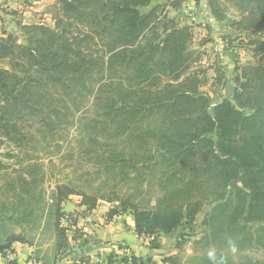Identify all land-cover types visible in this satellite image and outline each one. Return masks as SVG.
I'll return each instance as SVG.
<instances>
[{"label": "trees", "instance_id": "16d2710c", "mask_svg": "<svg viewBox=\"0 0 264 264\" xmlns=\"http://www.w3.org/2000/svg\"><path fill=\"white\" fill-rule=\"evenodd\" d=\"M151 1L56 0L54 27L17 22L24 43L0 36V62L8 64L0 66V133L24 135V119L38 121L43 132L67 127L88 105L77 128L89 143L86 159L104 179L89 194L56 186L57 254L70 251L77 237L86 242L78 230L69 238L60 224V204L78 194L87 211L104 200L115 203L107 217L132 212L138 236L173 234L179 252L194 235L202 205H212L201 223L207 232L195 240L209 253L188 264H237L232 251L240 264H262L249 251L264 249V40L257 41L258 63L236 67L232 99L209 110L200 71L191 70L190 26L159 6L142 13ZM227 1L245 10L244 28L264 33V0ZM207 5L217 20L225 18L224 0ZM32 215L25 209L15 221L38 224ZM14 242L31 238L10 233L0 240V253L12 251ZM148 245L159 248L157 238ZM179 252L162 262L185 264ZM79 257L70 264H87ZM118 260L145 264L133 254Z\"/></svg>", "mask_w": 264, "mask_h": 264}, {"label": "rangeland", "instance_id": "374dc122", "mask_svg": "<svg viewBox=\"0 0 264 264\" xmlns=\"http://www.w3.org/2000/svg\"><path fill=\"white\" fill-rule=\"evenodd\" d=\"M170 1L172 0H152L148 6L140 7L139 10L147 13L152 7L159 6V11H166L174 22L190 26L192 37L189 48L195 52L193 56L196 57L191 70L200 71L198 76L202 83L198 88L210 97V110L223 99H232L233 89L237 85L235 78L240 74L236 67L258 63L261 53L256 51L257 41L264 40V33L256 28L243 27L240 12L245 10L236 2L224 0L225 18L217 20L210 12L207 0H182L175 7L169 4ZM55 5L56 0L2 1L0 36L10 33L18 42L24 43V35L17 22L54 27L52 9ZM0 66L8 64L1 61ZM87 108L88 105L80 109L75 114L74 124L67 127H56L53 131L43 132L39 129L38 121L24 119L21 122V133L24 135H14L15 139H12L0 133V240L10 233H26L29 238H34L41 232V226L45 227L44 232H48L54 223L56 205L53 194L58 184L73 186L77 191H87L89 194L104 179L103 172L96 173V168L90 165V156L86 159V146L89 143L86 134L77 128L78 117L86 115ZM212 137L215 139V135ZM238 184L241 186L240 182ZM102 188L110 190L109 186ZM81 199L80 195L71 194L60 204L59 208L63 213L60 224L66 229L81 230L74 228L76 223L72 217V209L80 217L86 213L85 207L80 205ZM102 201L104 200H99ZM67 203L72 205L71 210L67 209ZM108 203L113 206L115 204ZM211 206L205 203L202 205L196 215L194 235L181 243L185 264H188L192 256L200 257L204 255V251L209 253L204 248L202 251L195 240L207 232L201 223ZM25 209H32V217L38 224L15 221ZM29 228L34 230L27 231ZM249 253L264 264V249H253ZM238 254L239 252H231L234 260L240 264Z\"/></svg>", "mask_w": 264, "mask_h": 264}, {"label": "crops", "instance_id": "0c3cea01", "mask_svg": "<svg viewBox=\"0 0 264 264\" xmlns=\"http://www.w3.org/2000/svg\"><path fill=\"white\" fill-rule=\"evenodd\" d=\"M4 0H0V3ZM5 5V4H3ZM1 10V9H0ZM5 29V28H3ZM2 33L0 32V35ZM113 205L102 201L98 205L81 215H76L74 209L72 214L76 226L82 237H86V242L81 245V237L70 240V251L56 253L54 225L48 232L41 226L37 235L31 238V243L14 242L12 244V263L6 259V252L0 253V264H70L78 260L80 255L86 256L87 264H121L116 254L127 249L131 254L141 257L145 264H164L162 258L169 255L178 254V249L174 247L175 239L170 234L157 235L158 249H151L144 236H138L134 230L132 212L126 211L107 217V212ZM72 208V207H71ZM74 208V206H73ZM78 211V209H77ZM80 213L81 210H79ZM69 216V217H70ZM82 222H79V220ZM64 226V225H62ZM76 230L66 229L70 238ZM81 245V246H80ZM73 247V248H72ZM184 252H179L180 257H184ZM116 256V257H115ZM184 258H182L183 263Z\"/></svg>", "mask_w": 264, "mask_h": 264}, {"label": "built area", "instance_id": "2783aa9c", "mask_svg": "<svg viewBox=\"0 0 264 264\" xmlns=\"http://www.w3.org/2000/svg\"><path fill=\"white\" fill-rule=\"evenodd\" d=\"M79 228H80V227H79ZM144 238H145L146 242L149 243V242H152L154 239H156V234L146 235V236H144ZM130 254H131V253H130L129 250H127V249H123L122 252L119 251V253H117L116 256H117V257H120V256H129ZM116 256H115V257H116ZM5 257H6V259H7L8 261H11V260H12V257H13V252H11V251H7ZM164 264H170V263L166 262V263H164Z\"/></svg>", "mask_w": 264, "mask_h": 264}, {"label": "water", "instance_id": "95a60500", "mask_svg": "<svg viewBox=\"0 0 264 264\" xmlns=\"http://www.w3.org/2000/svg\"><path fill=\"white\" fill-rule=\"evenodd\" d=\"M71 207H72V205H70V203H67V209L71 210L72 209ZM149 260H150V258H148V263L147 264H149Z\"/></svg>", "mask_w": 264, "mask_h": 264}]
</instances>
